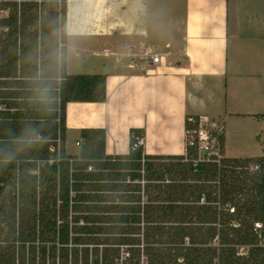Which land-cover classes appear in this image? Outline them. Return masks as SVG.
Masks as SVG:
<instances>
[{"label":"trees","instance_id":"obj_1","mask_svg":"<svg viewBox=\"0 0 264 264\" xmlns=\"http://www.w3.org/2000/svg\"><path fill=\"white\" fill-rule=\"evenodd\" d=\"M66 18L67 0H0V264H264V154H145L132 129L109 155L93 127L66 152L67 104L107 79L67 72Z\"/></svg>","mask_w":264,"mask_h":264},{"label":"crops","instance_id":"obj_2","mask_svg":"<svg viewBox=\"0 0 264 264\" xmlns=\"http://www.w3.org/2000/svg\"><path fill=\"white\" fill-rule=\"evenodd\" d=\"M158 1H107L108 23L90 29V48L76 47L97 68L76 73L105 74L106 99L69 102L65 135L76 131L79 144L82 129L103 128L115 155L136 129L145 154L181 155L187 117L207 116L224 126V156L264 154V0H171V12L154 11ZM70 10L67 0V29Z\"/></svg>","mask_w":264,"mask_h":264},{"label":"rangeland","instance_id":"obj_3","mask_svg":"<svg viewBox=\"0 0 264 264\" xmlns=\"http://www.w3.org/2000/svg\"><path fill=\"white\" fill-rule=\"evenodd\" d=\"M108 0H68V5L70 7L71 11V19L70 24L68 21V29H67V18H66V52H65V57L67 58V50L68 46L67 44L71 45L69 47V54H68V61H69V71L71 73H76V72H87V71H92L91 68H96L95 67V62L96 60L92 57L95 54H91L90 51H80L76 50L77 45L85 46L88 47V43L91 44V40L93 37L91 36L92 30L91 28L99 27L106 22L108 23V17L103 16V9L106 7ZM104 3V4H103ZM103 4V5H102ZM102 5V8H101ZM172 1L171 0H159L158 5H156L154 8V11L157 10V7L159 10L163 8V10L170 11L172 10ZM98 8L100 10V14L102 15L101 18H97V13H95ZM102 12V13H101ZM8 12L7 11H2V15H6ZM100 15V16H101ZM154 22L150 20L149 22ZM150 22V23H151ZM155 23V22H154ZM77 28H84L87 30H83V35H79V33L76 31ZM71 30V31H70ZM73 30V31H72ZM85 31V32H84ZM79 35V36H78ZM90 48V47H88ZM80 53H82L80 55ZM95 60V62H94ZM95 63V64H94ZM95 70V69H94ZM97 70V68H96ZM224 135V133H222ZM78 137V133L76 131H72L67 135H65V142L68 139V149H66V152L70 154H80L81 152V146H82V139H80L79 144H75V139ZM60 143V142H59ZM252 144V141L247 140L245 143L242 145L244 146L245 149H248ZM248 147V148H246ZM254 150V149H253ZM252 150V151H253ZM255 151V150H254ZM260 154V152H257ZM244 158V157H241ZM256 169L254 166H250L249 170L253 172ZM231 210V209H230ZM242 251H245L244 249Z\"/></svg>","mask_w":264,"mask_h":264},{"label":"built area","instance_id":"obj_4","mask_svg":"<svg viewBox=\"0 0 264 264\" xmlns=\"http://www.w3.org/2000/svg\"><path fill=\"white\" fill-rule=\"evenodd\" d=\"M161 58V56L155 55L152 57V60L154 62H159ZM190 120L195 123V127L186 131L187 142L197 147L198 159L202 160L205 158L220 164L221 159L224 157V153L220 146L218 134L224 133V126L220 121L210 119L207 116H198V118L195 119L191 117ZM142 144L143 138L139 137L134 144V148H138ZM89 169H91V167ZM231 211H234V208H231ZM263 228V222L258 221L255 223V229L260 230ZM2 243L0 238V245ZM16 264H18V261Z\"/></svg>","mask_w":264,"mask_h":264},{"label":"clouds","instance_id":"obj_5","mask_svg":"<svg viewBox=\"0 0 264 264\" xmlns=\"http://www.w3.org/2000/svg\"><path fill=\"white\" fill-rule=\"evenodd\" d=\"M33 131H35V130H33Z\"/></svg>","mask_w":264,"mask_h":264}]
</instances>
